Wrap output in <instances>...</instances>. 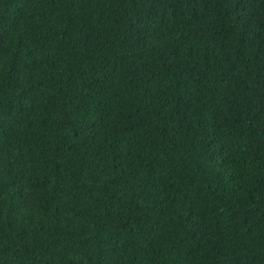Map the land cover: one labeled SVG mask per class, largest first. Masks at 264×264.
<instances>
[{
	"label": "trees",
	"instance_id": "1",
	"mask_svg": "<svg viewBox=\"0 0 264 264\" xmlns=\"http://www.w3.org/2000/svg\"><path fill=\"white\" fill-rule=\"evenodd\" d=\"M0 264H264V0H0Z\"/></svg>",
	"mask_w": 264,
	"mask_h": 264
}]
</instances>
